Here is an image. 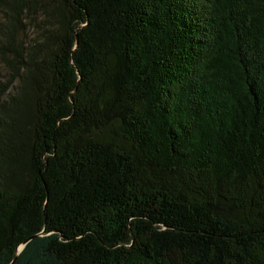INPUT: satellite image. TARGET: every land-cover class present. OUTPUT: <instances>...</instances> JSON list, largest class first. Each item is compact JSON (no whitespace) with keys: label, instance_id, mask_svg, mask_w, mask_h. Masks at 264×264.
Wrapping results in <instances>:
<instances>
[{"label":"trees","instance_id":"trees-1","mask_svg":"<svg viewBox=\"0 0 264 264\" xmlns=\"http://www.w3.org/2000/svg\"><path fill=\"white\" fill-rule=\"evenodd\" d=\"M0 66V264H264V0H0Z\"/></svg>","mask_w":264,"mask_h":264},{"label":"rangeland","instance_id":"rangeland-1","mask_svg":"<svg viewBox=\"0 0 264 264\" xmlns=\"http://www.w3.org/2000/svg\"><path fill=\"white\" fill-rule=\"evenodd\" d=\"M37 20L39 21V17H37ZM31 29L32 28L29 27L23 33H21V39L24 40L27 39V41L31 40V38H33V33H34V31ZM6 79H7V71L0 66V84H4L6 82Z\"/></svg>","mask_w":264,"mask_h":264},{"label":"water","instance_id":"water-1","mask_svg":"<svg viewBox=\"0 0 264 264\" xmlns=\"http://www.w3.org/2000/svg\"><path fill=\"white\" fill-rule=\"evenodd\" d=\"M34 238V237H33ZM32 238V239H33ZM29 241L23 243L22 245H20L18 248H17V251H16V257L24 250V248L26 247V245L28 244ZM15 257V258H16Z\"/></svg>","mask_w":264,"mask_h":264}]
</instances>
